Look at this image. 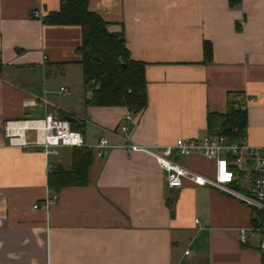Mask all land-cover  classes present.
<instances>
[{
  "label": "crops",
  "instance_id": "crops-1",
  "mask_svg": "<svg viewBox=\"0 0 264 264\" xmlns=\"http://www.w3.org/2000/svg\"><path fill=\"white\" fill-rule=\"evenodd\" d=\"M62 2L0 0V264H263L260 237L239 240L251 217L244 203L189 180L170 188L151 155L121 146L128 138L149 146L201 139L209 113L246 97L254 98L246 138L264 145V0H90L112 32L124 33L131 57L146 63L148 104L136 114L86 105L82 29L44 21ZM35 9L43 18L32 17ZM52 111L70 114L89 145L107 136L116 146L95 159L87 186H48L51 169L71 165L72 148L51 158L9 144L7 122ZM179 162L213 176L200 154ZM54 194L47 209L34 208Z\"/></svg>",
  "mask_w": 264,
  "mask_h": 264
},
{
  "label": "built area",
  "instance_id": "built-area-1",
  "mask_svg": "<svg viewBox=\"0 0 264 264\" xmlns=\"http://www.w3.org/2000/svg\"><path fill=\"white\" fill-rule=\"evenodd\" d=\"M32 17L43 18L41 10L31 12ZM70 90L60 87V92ZM254 103V98L246 97L239 109L248 110ZM42 105L48 106L43 100ZM59 114V111L47 112L44 117L23 121H9L6 124V136L11 146L37 147L45 155H59L60 148L87 147L97 158H105L109 150L116 147L110 143L107 136L99 138L97 143L89 145L81 131L75 129L69 120ZM130 113L126 119H130ZM119 127L126 130L121 121ZM26 130L35 134L30 142L23 136ZM128 153L143 152L151 155L161 169L166 173L170 188H182L185 180L199 186H211L235 197L244 203L251 212L250 222L238 230L241 243H248L254 237H260L259 250L264 254V145L252 144L247 138L231 140L229 137L217 134H207L201 139L178 138L167 145L149 146L131 141L129 138L121 146ZM200 154L204 159L214 164L213 176L199 174L179 162V158ZM248 182L242 185V182ZM243 188L240 190L238 188ZM57 199V195L46 199L44 203L34 204L35 209H47ZM196 222L201 224L200 220ZM189 254V251H186Z\"/></svg>",
  "mask_w": 264,
  "mask_h": 264
},
{
  "label": "trees",
  "instance_id": "trees-1",
  "mask_svg": "<svg viewBox=\"0 0 264 264\" xmlns=\"http://www.w3.org/2000/svg\"><path fill=\"white\" fill-rule=\"evenodd\" d=\"M89 4L90 0H63L60 10L46 16L44 21L81 27L82 43L77 52L84 88L91 92L86 105L125 107L136 114L148 104L146 63L131 57L124 33L112 32L110 23L91 10ZM204 54L205 62H211L212 47L208 41L204 43ZM61 116L66 118L65 114ZM248 125V110L239 109L235 103H229L225 113H209L207 118L210 134L224 135L231 140L246 138ZM95 159L97 155L87 147H73L71 165L49 171V188L60 192L70 186H87Z\"/></svg>",
  "mask_w": 264,
  "mask_h": 264
},
{
  "label": "rangeland",
  "instance_id": "rangeland-1",
  "mask_svg": "<svg viewBox=\"0 0 264 264\" xmlns=\"http://www.w3.org/2000/svg\"><path fill=\"white\" fill-rule=\"evenodd\" d=\"M56 156H57V155H50L51 158H55ZM245 183L247 184L248 182L244 181V183L242 182V185L244 186ZM238 189L243 190L242 187H241V188H238Z\"/></svg>",
  "mask_w": 264,
  "mask_h": 264
},
{
  "label": "water",
  "instance_id": "water-1",
  "mask_svg": "<svg viewBox=\"0 0 264 264\" xmlns=\"http://www.w3.org/2000/svg\"><path fill=\"white\" fill-rule=\"evenodd\" d=\"M71 118V117H70Z\"/></svg>",
  "mask_w": 264,
  "mask_h": 264
}]
</instances>
